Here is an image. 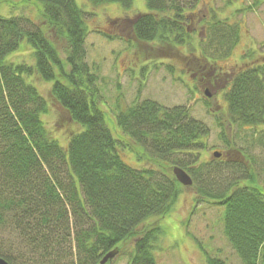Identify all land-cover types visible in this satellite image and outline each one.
Segmentation results:
<instances>
[{
  "label": "trees",
  "instance_id": "trees-1",
  "mask_svg": "<svg viewBox=\"0 0 264 264\" xmlns=\"http://www.w3.org/2000/svg\"><path fill=\"white\" fill-rule=\"evenodd\" d=\"M24 1L38 4V22L0 14V237L9 235L4 240L14 249H0V258L9 264H100L115 250L113 258L125 256L126 264H156L159 219L183 187L172 171L178 167L203 201L224 207V234L242 263L264 264V181L248 147L226 138V154L202 161L205 124L187 106L149 98L117 111L115 137L99 105L97 66L86 61L90 13L76 0ZM88 1L129 9L133 0ZM145 1L147 12L109 22L119 30L127 24L138 41L186 44L189 15L199 0ZM204 23L210 42L201 58L207 64L229 55L240 30L220 19ZM23 44L31 47L33 63L9 58ZM253 53L238 68L216 72L225 75L228 125L259 131L261 144L264 55ZM35 75L51 83L52 96L78 125L65 146L43 120L49 105L32 82ZM124 151L139 165L128 162ZM206 262L225 264L213 256Z\"/></svg>",
  "mask_w": 264,
  "mask_h": 264
},
{
  "label": "rangeland",
  "instance_id": "rangeland-1",
  "mask_svg": "<svg viewBox=\"0 0 264 264\" xmlns=\"http://www.w3.org/2000/svg\"><path fill=\"white\" fill-rule=\"evenodd\" d=\"M76 3L90 13L86 18L89 30L85 43L86 61L97 66L99 105L115 137L120 134L114 121L115 114L136 99H153L167 107L187 106L191 115L202 121L208 130L204 136L206 148L202 151V161L214 158L215 151L226 154L224 141L226 138L234 140L236 146L248 147L257 160V170L264 181V138L259 144L256 137L259 131L255 133V129L228 125L223 94L225 75L216 72L220 68L224 71L238 68L249 51H253V55H264V0L197 1L189 15L190 38L186 44L176 46L138 41L129 33L127 24L119 30L109 22L118 17L132 18L139 12H147L145 0H133L129 9L118 2L97 7L88 0H76ZM0 14L24 15L38 22L39 6L24 0H0ZM215 19L239 26L240 37L228 56L204 64L206 61L201 58V50L203 44L210 42L208 23L204 22ZM99 31L110 35L119 33L122 38H106ZM205 49L207 53L212 48ZM9 58L31 63V47L24 45ZM213 63L215 65H211ZM32 82L48 102L49 110L43 120L50 134L65 146L68 133L77 130L78 125L71 121L67 111L52 96L51 83L36 75ZM205 90L210 96L204 94ZM123 157L139 165L133 153L124 151ZM202 199L194 187H181L172 209L159 219L163 232L158 235L153 249L156 264H207V256L218 257L225 264H243L224 234V207ZM153 219L149 217L147 221ZM2 236L0 249L7 250L10 247L4 239L11 237L7 234ZM9 250L13 252L14 249L11 247ZM126 262L127 258L122 256L113 258L111 264Z\"/></svg>",
  "mask_w": 264,
  "mask_h": 264
},
{
  "label": "water",
  "instance_id": "water-1",
  "mask_svg": "<svg viewBox=\"0 0 264 264\" xmlns=\"http://www.w3.org/2000/svg\"><path fill=\"white\" fill-rule=\"evenodd\" d=\"M204 94L206 96H210L209 92L207 90L204 91ZM213 156L218 157L220 156V152L215 151L213 153ZM173 174L176 177V179L184 186H190L192 184V179L185 171L181 170L178 167L173 168ZM115 254V250L107 253L102 260L100 261V264H104L106 261L111 260ZM0 264H9L6 262L3 258H0Z\"/></svg>",
  "mask_w": 264,
  "mask_h": 264
}]
</instances>
